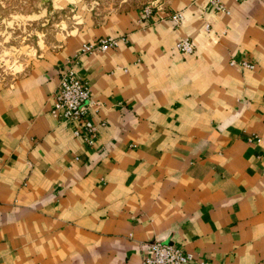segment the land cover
Returning a JSON list of instances; mask_svg holds the SVG:
<instances>
[{"label":"crops","instance_id":"crops-1","mask_svg":"<svg viewBox=\"0 0 264 264\" xmlns=\"http://www.w3.org/2000/svg\"><path fill=\"white\" fill-rule=\"evenodd\" d=\"M222 2L84 15L0 88V264H141L156 240L190 264H264V0ZM103 36L126 40L80 53ZM70 62L88 141L51 113Z\"/></svg>","mask_w":264,"mask_h":264},{"label":"rangeland","instance_id":"rangeland-1","mask_svg":"<svg viewBox=\"0 0 264 264\" xmlns=\"http://www.w3.org/2000/svg\"><path fill=\"white\" fill-rule=\"evenodd\" d=\"M166 1L0 0V88H8L36 53L56 48L84 15L98 18L112 11H142L146 5L154 10L155 4Z\"/></svg>","mask_w":264,"mask_h":264},{"label":"built area","instance_id":"built-area-1","mask_svg":"<svg viewBox=\"0 0 264 264\" xmlns=\"http://www.w3.org/2000/svg\"><path fill=\"white\" fill-rule=\"evenodd\" d=\"M210 6L218 12L228 14L229 11L222 0H208ZM153 8L146 5L142 9V19L150 18ZM170 18L175 27H179L184 15L181 11L173 12ZM125 36H103L92 41L85 42L80 46V53L105 52L114 49L120 41H125ZM175 47L183 54H191L194 50V44L189 37H180ZM241 67L253 68V64L241 61ZM90 88L82 81L74 70L70 62L61 72L54 92V105L51 113L64 123H75L71 129L73 136H79L83 140H90L94 135L96 126L87 117V110L90 106ZM193 254L183 249L182 246L166 243L160 240L149 244V252L141 260V264H190Z\"/></svg>","mask_w":264,"mask_h":264}]
</instances>
